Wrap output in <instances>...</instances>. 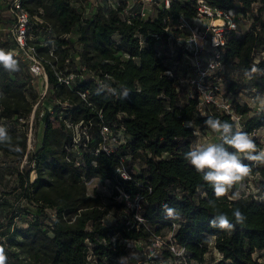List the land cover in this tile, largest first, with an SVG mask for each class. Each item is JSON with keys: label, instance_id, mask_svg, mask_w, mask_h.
<instances>
[{"label": "trees", "instance_id": "obj_1", "mask_svg": "<svg viewBox=\"0 0 264 264\" xmlns=\"http://www.w3.org/2000/svg\"><path fill=\"white\" fill-rule=\"evenodd\" d=\"M198 1L173 0L169 9L159 6L155 18L131 15L128 22L122 16L125 0H119L116 10L99 9L92 18L67 0H23L35 23L34 37L38 38L43 29L52 30L48 48L35 44L53 99L66 105V109L58 105L55 110L58 128H54L48 114L41 118V143L27 153L26 129L37 100L29 95L33 78L28 65L17 58L13 57L18 65L16 71H7L0 65V125L11 137L10 146L0 145V153L21 167L16 187L20 192L14 199L17 206L5 196L0 197V246L7 256L6 264H113L128 256L121 241L139 242L147 235L144 225L130 211L106 224L114 208H125L123 203L113 202L120 191L139 194L140 215L152 232L161 236L163 231L173 230L176 243L186 249L192 260L204 262L209 251L207 240L214 239L213 248L221 256L214 264H264L255 257L264 255V199H234L228 193L217 197L184 159V153L194 146L195 129L212 132L204 125L209 116L236 126L228 115L217 110L200 116L198 101L183 102L176 81L165 74L170 62L183 57L177 46L179 30H174L172 40L175 56L170 58L162 51L170 39L166 21L196 18ZM203 1L218 10H234L251 21L243 34L231 33L228 37L224 62L235 72L236 79L228 81L226 92L235 97L233 107L242 117L241 129L250 136L256 130L264 131V108L253 114L250 105L236 100L241 94L252 95L255 100L264 96V76L247 80L242 71L253 65L264 68V0ZM3 10L6 7L0 3V21H7ZM36 17L42 23H36ZM66 35L71 37L64 38ZM14 48L10 38L0 36V49L7 53ZM77 59L98 80L76 83L70 90L58 83L55 71L65 72L67 66L77 69ZM101 83L117 92L127 87L130 94L127 99L107 91L97 94ZM79 92H86L87 99H81ZM60 112L64 116H59ZM70 124L86 129L89 140L83 139L82 146L68 150L75 138ZM103 126L113 132L122 131L126 142L110 154H95L102 143ZM252 139L260 149L261 139ZM3 162L0 160V184L5 174ZM122 162L125 168L129 165L131 179L125 180L117 173ZM243 162L251 171L241 185L259 173L254 162ZM134 166L138 171L131 170ZM92 178L113 184V197L89 195L86 183ZM255 185L264 193L263 182L258 180ZM22 201L25 203L19 206ZM165 203L179 209V219L165 218L161 208ZM4 206L9 208L6 216L2 214ZM235 208L246 217L242 224H237L232 215ZM218 212L225 213L235 227H210ZM168 256V250L162 249L160 257Z\"/></svg>", "mask_w": 264, "mask_h": 264}, {"label": "built area", "instance_id": "obj_2", "mask_svg": "<svg viewBox=\"0 0 264 264\" xmlns=\"http://www.w3.org/2000/svg\"><path fill=\"white\" fill-rule=\"evenodd\" d=\"M1 1V0H0ZM76 7H82L84 15L87 18H92L99 9H114L119 7V0H67ZM133 2L132 6L130 5ZM173 0H125L126 9L122 16L128 20L131 15H139L142 19H147L151 16L150 7L152 5L163 6L164 9H169ZM6 10L1 11L2 15L6 17L7 21H0V36L3 37L4 31H8L7 37L15 43V48L10 50L14 58L26 63L29 67L30 74L32 75V87L34 80H41V85L38 90L36 103L34 104L31 117L27 124V153L36 150L38 144L34 137L33 123L35 116H51V121L54 128L59 127V123L55 121L53 116H56L55 110L58 105L66 109V105L54 101L52 96V86L49 84L48 75L46 73L43 60L40 58L36 44L42 48L49 47V40L52 36L50 28L43 29L39 32L38 38L32 34L34 22L29 12L23 6V0H6ZM2 4V3H1ZM4 5V4H3ZM245 19L243 15L238 14L234 10L222 11L207 5L203 0L198 1L197 17L190 20L181 17L175 21L167 20V33L170 34L168 43V55L173 58L176 54L173 40L174 30L181 32V37L177 42L178 48L182 51L183 57L180 61L170 62L168 70L165 72L170 80L176 81L177 91L180 94L182 101L189 99H196L197 112L200 116L207 115L210 110H217L228 115L240 128L242 126V117L238 114L234 107L233 102L235 97L223 90V85L228 84V80L224 76L229 71L235 72L228 67L224 62L226 52V45L228 37L231 33L241 35L244 32L240 31V20ZM36 23H42L38 17L35 18ZM220 21L219 24L216 21ZM248 20V19H245ZM8 22V27H5ZM250 25V24H249ZM249 27V26H248ZM248 29V28H247ZM43 32V34L41 33ZM70 38L71 35L63 36ZM50 54H54V50L50 48ZM264 57V51L261 53ZM70 60L66 61L69 64ZM77 69L66 67L65 72L55 71V75L60 85H64L70 90H73L76 83L88 81L96 78V76L88 70V68L76 60ZM236 77V76H235ZM98 80V78H96ZM254 91L251 92L253 94ZM79 97L83 100L87 99L86 92H79ZM245 96L241 94L236 100L241 104H248L241 102L240 97ZM250 100L255 101L251 95ZM249 105V104H248ZM59 116H64L63 112ZM192 126V125H190ZM74 128L75 138L73 145L68 149H77L82 146L83 139L89 140V135L86 129L81 128V125L72 126ZM193 127V126H192ZM199 129H195L194 134L196 137L200 134ZM260 130H256L251 134V137H259ZM207 134L211 132H206ZM102 143L99 148L95 150V154L100 151L108 154L117 150L122 144L126 142V136L122 131L113 132L111 128L103 126L101 130ZM217 143L220 142L219 135L216 139ZM264 149V142L261 140ZM117 169V173L125 180L131 179L126 171L125 165ZM255 168L259 169V173L249 179L248 182L243 184L247 197L253 198L256 201L264 199V193L261 189L257 188L255 182L258 180L264 184V165H258L254 162ZM118 198L125 205L128 211L134 213L135 219L144 225L145 233L152 239V252L146 258L133 261V264H150L151 260L156 264H205L192 260L188 255L185 248L178 246L174 239V231H169L168 238L164 239L161 236L152 232L151 228L145 223L141 217V196L139 194L130 195L124 191H120ZM140 245L141 241L136 242ZM207 244L214 246V239H208ZM167 249L169 256L166 259L160 257L161 250ZM219 259L221 256L218 254ZM126 261V260H125ZM132 262V261H130ZM121 262L120 264H130Z\"/></svg>", "mask_w": 264, "mask_h": 264}, {"label": "clouds", "instance_id": "obj_3", "mask_svg": "<svg viewBox=\"0 0 264 264\" xmlns=\"http://www.w3.org/2000/svg\"><path fill=\"white\" fill-rule=\"evenodd\" d=\"M0 65L7 71L18 70L13 54L0 49ZM243 76L247 80H253L264 76V68L253 65L250 69H243ZM231 75V74H230ZM106 79H111L107 77ZM107 91L120 99H127L130 89L122 88L119 92L107 83H101L97 88V94ZM264 106V97H258ZM204 125L212 132L217 133L219 143H197L184 153V159L202 176L204 182L210 185L217 197L225 195L234 185L241 183L250 173L251 168L243 162L244 159L264 165V149H258L252 137L243 131L238 125L222 121L219 118L209 116ZM11 137L5 126L0 125V145L10 146ZM243 158V159H242ZM238 199V193L234 194ZM215 206V205H213ZM166 219L176 220L180 218V211L167 203L161 205ZM237 224H242L246 217L239 208L232 212ZM210 227L217 229H232L235 227L228 216L218 212L210 221ZM7 256L3 246H0V264H6Z\"/></svg>", "mask_w": 264, "mask_h": 264}, {"label": "rangeland", "instance_id": "obj_4", "mask_svg": "<svg viewBox=\"0 0 264 264\" xmlns=\"http://www.w3.org/2000/svg\"><path fill=\"white\" fill-rule=\"evenodd\" d=\"M6 0H1L0 3L6 5ZM126 4V3H125ZM133 2L131 1L130 5L132 6ZM160 5H152L150 7V11H151V17L155 18L157 15V9H159ZM251 23L250 19L245 20V19H241L240 20V31H245L246 28L248 27V25ZM5 27H8L7 24H5ZM3 35V39H7V34L8 31H4ZM170 50V49H169ZM168 46H165L162 51H165L166 54H168ZM260 58V55L256 57V59L258 60ZM231 74V75H230ZM227 79L228 81L234 80L236 79V77L233 75L232 71H229L227 73L226 76H224V79ZM41 85V80L35 79L34 80V84H33V90L29 93V95L35 99L37 98V94H38V90L39 87ZM226 89V84L223 85V90ZM245 96H242L239 98V100L241 102H247L251 109H252V113H258L260 112V110L262 109V104L260 99L255 100L254 102H252L250 100V96L244 94ZM183 101H185V98H183ZM33 129H34V137L35 140L37 142V144L41 143L42 140V135H43V125L41 122V116H35L34 119V123H33ZM217 133L211 132L209 134H207L206 132H200V134L196 137V139L194 140L193 145L197 144V143H201V144H207V143H217L216 139H217ZM259 138L261 140H263L264 142V133L262 131L259 132ZM0 160L1 162H3L4 164L2 165L3 168L5 169V174L2 180V183L0 184V197L5 196L4 198H7L8 200H10L11 204H14V206H17L16 202L14 201V199L17 196V193H19L20 191L16 190V187L18 186V179H17V172L19 171V169L21 170L20 165L18 164L17 161L15 160H11V159H6L2 156V154L0 153ZM129 165L126 166V171L128 172L129 169ZM24 171L28 170L27 165H25ZM132 171H138L137 167L134 166L131 169ZM35 174L32 173V177H34ZM87 186V192L89 195H93V194H100L102 196H106V198H111L114 195V190H113V184L109 183L108 181L102 180L101 178H92L90 180L87 181L86 183ZM230 196L234 197V194L238 193V197L239 198H247V194L246 191L243 187V184L241 185L240 183L234 185L228 192H227ZM5 199V200H7ZM105 202L107 204H111L110 200H105ZM113 202H115L116 205H120L122 204L121 200L117 197L113 200ZM25 202L22 201L20 203L19 206H22ZM22 204V205H21ZM9 208H7L6 206H4V209L2 210V214L3 216H6L7 212H8ZM128 212V209L123 208L122 210H118L117 208H114L110 214L108 215L107 219H106V224H111L113 223L116 218H120L122 215H126V213ZM18 224H21V220L17 221ZM169 236V230H165L161 233V237L166 239ZM122 246L126 247V249L129 252V255L126 257H123L121 259L118 260H114L113 264H120L121 262H127V260L132 261L130 262V264H133L135 262H137L138 260H144L146 258V256H148L149 254H151L152 252V239L150 241L149 237H147L145 240H141V244L138 245L136 244L135 241L133 242H125V241H121ZM260 254V253H259ZM256 254L255 257H258L260 261L264 262V255H259ZM218 255L217 252L214 250L213 246H209V251L207 253V255L205 256V264H214L217 260H218ZM126 260V261H125ZM150 264H156L154 261L151 260Z\"/></svg>", "mask_w": 264, "mask_h": 264}, {"label": "crops", "instance_id": "obj_5", "mask_svg": "<svg viewBox=\"0 0 264 264\" xmlns=\"http://www.w3.org/2000/svg\"><path fill=\"white\" fill-rule=\"evenodd\" d=\"M248 26H249V25H248ZM247 28H248V27H247ZM247 28H246V30H247ZM246 30H245V31H246ZM263 97H264V96H263ZM183 102H186V101H183ZM262 108H264V106H263ZM261 131H262V130H261ZM262 132L264 133V131H262ZM217 255H218V254H217ZM218 259H219V258H218Z\"/></svg>", "mask_w": 264, "mask_h": 264}, {"label": "bare ground", "instance_id": "obj_6", "mask_svg": "<svg viewBox=\"0 0 264 264\" xmlns=\"http://www.w3.org/2000/svg\"><path fill=\"white\" fill-rule=\"evenodd\" d=\"M216 23H217V24H219V23H220V21L218 20V21H216Z\"/></svg>", "mask_w": 264, "mask_h": 264}]
</instances>
